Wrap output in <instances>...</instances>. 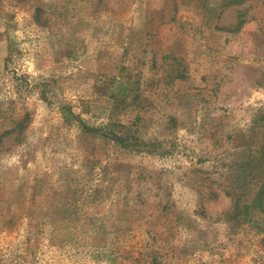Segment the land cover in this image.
<instances>
[{
	"label": "rangeland",
	"instance_id": "374dc122",
	"mask_svg": "<svg viewBox=\"0 0 264 264\" xmlns=\"http://www.w3.org/2000/svg\"><path fill=\"white\" fill-rule=\"evenodd\" d=\"M263 145L264 0H0V264H264Z\"/></svg>",
	"mask_w": 264,
	"mask_h": 264
},
{
	"label": "trees",
	"instance_id": "16d2710c",
	"mask_svg": "<svg viewBox=\"0 0 264 264\" xmlns=\"http://www.w3.org/2000/svg\"><path fill=\"white\" fill-rule=\"evenodd\" d=\"M24 119L20 120L19 122L20 126L23 125L22 122ZM262 147L264 150V145ZM263 157H264V153H263ZM227 193L232 196V200H233L232 209L229 211V217H231V219L235 218L238 221L240 220V217H243V215L244 217L247 218V216L251 212L250 209L252 208L254 209L259 208L262 212H264V182H260L259 187L255 192L252 201L249 204L243 203V201L241 200V196L235 194L233 191L229 190Z\"/></svg>",
	"mask_w": 264,
	"mask_h": 264
}]
</instances>
